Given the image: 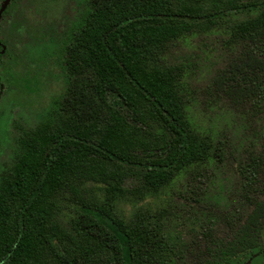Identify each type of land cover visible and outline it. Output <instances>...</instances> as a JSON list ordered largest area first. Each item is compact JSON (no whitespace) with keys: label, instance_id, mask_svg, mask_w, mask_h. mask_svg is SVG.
<instances>
[{"label":"trees","instance_id":"16d2710c","mask_svg":"<svg viewBox=\"0 0 264 264\" xmlns=\"http://www.w3.org/2000/svg\"><path fill=\"white\" fill-rule=\"evenodd\" d=\"M195 40L226 54L205 104L258 119L264 0H88L63 40L64 89L1 177L0 264H181V248L193 264H264V139L237 155L227 133L193 118V61L181 52ZM16 73L6 49L0 86L25 79ZM224 163L236 179L225 224L181 234L167 206L203 209Z\"/></svg>","mask_w":264,"mask_h":264},{"label":"rangeland","instance_id":"374dc122","mask_svg":"<svg viewBox=\"0 0 264 264\" xmlns=\"http://www.w3.org/2000/svg\"><path fill=\"white\" fill-rule=\"evenodd\" d=\"M87 8L88 0H14L8 15L1 19L0 30L16 74H25V79L4 81L0 86V180L13 168L20 154L19 138L23 130L38 127L48 116L54 98L62 93L65 86L61 67L63 40ZM193 44L181 52L191 54L188 59L193 61L192 116L215 137L221 138L227 133L234 152L243 155L253 143L258 146L264 139V113L253 120L229 107L226 100L211 101L212 108H209L205 104L204 89L210 77L226 64V54L217 41L203 44L201 40H195ZM229 166L225 163L212 166L204 186L203 209L183 206L182 199L175 198L171 206H167L170 189L158 199L167 206L171 220L181 234L186 236L191 228L225 224L220 211L233 202L236 186ZM183 252L184 248H181L182 255L175 260L193 264Z\"/></svg>","mask_w":264,"mask_h":264},{"label":"water","instance_id":"95a60500","mask_svg":"<svg viewBox=\"0 0 264 264\" xmlns=\"http://www.w3.org/2000/svg\"><path fill=\"white\" fill-rule=\"evenodd\" d=\"M12 0H3L0 6V22L2 19V15L3 12L7 9V7L9 6V4L11 3ZM1 44V41H0ZM2 45V50L0 53H4L6 51V45L5 44H1Z\"/></svg>","mask_w":264,"mask_h":264},{"label":"flooded vegetation","instance_id":"af4514ba","mask_svg":"<svg viewBox=\"0 0 264 264\" xmlns=\"http://www.w3.org/2000/svg\"><path fill=\"white\" fill-rule=\"evenodd\" d=\"M1 6V5H0ZM3 19V18H2ZM1 37L3 38V34L1 35ZM0 41H1V44H5L4 42H2V40L0 39ZM0 44V52H1V50H2V45ZM6 45V44H5Z\"/></svg>","mask_w":264,"mask_h":264}]
</instances>
